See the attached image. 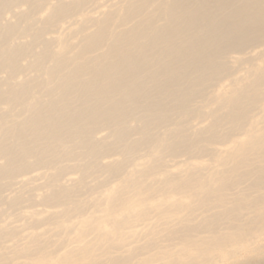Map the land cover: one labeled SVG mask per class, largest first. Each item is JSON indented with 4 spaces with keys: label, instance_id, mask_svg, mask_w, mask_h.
I'll return each mask as SVG.
<instances>
[{
    "label": "bare ground",
    "instance_id": "obj_1",
    "mask_svg": "<svg viewBox=\"0 0 264 264\" xmlns=\"http://www.w3.org/2000/svg\"><path fill=\"white\" fill-rule=\"evenodd\" d=\"M94 1L0 0V264H242L264 249V50L231 61L264 43V0Z\"/></svg>",
    "mask_w": 264,
    "mask_h": 264
},
{
    "label": "rangeland",
    "instance_id": "obj_2",
    "mask_svg": "<svg viewBox=\"0 0 264 264\" xmlns=\"http://www.w3.org/2000/svg\"><path fill=\"white\" fill-rule=\"evenodd\" d=\"M123 0H96V1H94V2H92L93 3V5H92V3H90V4H88L87 6H86V12H89V13H94V14H98V12H99V10H100V8H102V7H104V6H109L110 4H112V3H114L115 5H113V7H118L119 6V4L122 2ZM102 2H105L104 3V5L103 6H101V7H99L98 5H99V3H102ZM153 3H155L156 4V1H153ZM98 4V5H97ZM155 4H150L149 6H150V8H152V7H154L155 6ZM154 5V6H153ZM88 8V9H87ZM90 9H92V10H90ZM79 17V16H78ZM72 20V19H71ZM69 22H71L70 21V19H68L65 23H69ZM116 25H117V27H118V25L119 24H117V23H114L111 27V30H115V28H117L116 27ZM113 27H115V28H113ZM119 27H120V25H119ZM62 29V28H61ZM61 29H59V27L56 29L57 30V32L56 33H58V32H61L62 30ZM258 44V43H257ZM257 44H254L253 46H248L247 48H246V51H245V55H246V57H247V61H245L242 65H240L241 67H239V65L237 64V63H235V62H233V61H231V63L232 64H234L233 65V67H234V72L235 73H233V75L234 74H237V73H246V75H248L249 74V71H250V69L251 68H254L261 60H262V57H261V55H259L258 56V54H260V52L262 51V50H264V43L263 44H261V43H259L258 45ZM263 52V51H262ZM232 54H234V53H232ZM232 54L230 53V54H228V57L230 58V59H232L233 57H232ZM262 54V53H261ZM261 57V58H260ZM235 64H237V66H235ZM237 67V68H236ZM236 68V69H235ZM230 77H231V75H228V76H226L225 78H222L223 80H221L220 82H222V81H228L229 79H230ZM258 104H257V107H256V109L255 110H253L252 111V113H251V119H255V118H257L260 114H261V110H262V108H263V105H264V103H262L261 101H259V102H257ZM259 105V106H258ZM254 113V114H253ZM198 119H195L194 120V122H196ZM230 142V143H229ZM232 140L230 139H228V141H225V143H224V141H220V140H218V141H216L215 142V144H214V146H218V147H226V145H227V147L228 146H231V144H232ZM228 143V144H227ZM213 157V155L212 154H210V153H204V154H202V155H199L198 156V158L197 159H199V160H205V161H209V162H215L214 161V158H212ZM183 158L185 159L186 157L185 156H183ZM195 157H192V159H194ZM210 158H212V159H210ZM212 160V161H211ZM170 162H172L171 161V159L169 160ZM38 181H40V179L38 180ZM6 193H8V190L6 191ZM93 194H97V193H87V194H84V195H81L80 197L81 198H84V197H87V196H91V195H93ZM39 206H41V205H35V207H39ZM24 208H27V207H24ZM94 208L95 207H86L85 208V210H84V212H86V214H89L90 212H92V211H94ZM87 209V210H86ZM92 210V211H91ZM96 212H98V213H100V211H96ZM21 230V229H20ZM24 230L26 231V229H23V231H22V233L20 232V236H21V234H22V236H23V234L25 233L24 232ZM28 230V229H27ZM24 232V233H23ZM141 241H143V239H140L139 241H137L138 243L139 242H141ZM8 243L10 244L11 242H9L8 241ZM263 243H264V240H263ZM264 245V244H263ZM262 247H264V246H262ZM258 251L259 250H257V252L255 251V254L257 253L258 254ZM263 251H264V249L263 250H261V251H259V254L258 255H255L254 253H253V255H252V253H251V256L250 255H248V259H247V256L245 257V256H243L242 258H243V260L244 261H242V264H264V253H263ZM262 252V253H261ZM255 255V256H254ZM260 255H263V256H260ZM245 257V258H244ZM23 259L25 260V258L24 257H21V258H14V260H12V262H11V264H16V262H18L19 263V261L20 262H22L23 261ZM22 260V261H21ZM131 261H129V259L128 260H126V261H124V262H122V264H131L130 262H132V261H134L135 260V258H132V259H130ZM246 261V262H245ZM17 263V264H18ZM10 264V263H9ZM222 264H225V263H222ZM227 264H235V263H227Z\"/></svg>",
    "mask_w": 264,
    "mask_h": 264
}]
</instances>
